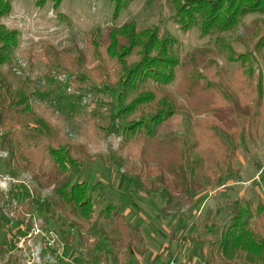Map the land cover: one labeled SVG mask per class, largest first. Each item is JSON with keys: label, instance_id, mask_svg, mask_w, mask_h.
Segmentation results:
<instances>
[{"label": "rangeland", "instance_id": "obj_1", "mask_svg": "<svg viewBox=\"0 0 264 264\" xmlns=\"http://www.w3.org/2000/svg\"><path fill=\"white\" fill-rule=\"evenodd\" d=\"M188 1L191 0H182ZM34 3L35 0H12L8 15L0 17V26L18 32L12 72L16 76L26 74L31 81L40 79L41 85L47 76L64 86L65 89L59 92L62 100L59 104H51L54 111L51 119L53 124L61 126L62 134L70 141L84 147L87 156V163L81 169L70 168L67 173L71 174L72 184L83 182L90 188L99 183L102 189L90 195L92 230L87 235L82 233V239H78L74 230L63 226L61 220L38 210L29 211L31 205L27 202L44 203L46 199L49 202L53 187L37 185L26 171L10 174L7 164L11 166L12 163L9 153L16 147L13 140L19 142L18 146L22 143L21 148L28 147L25 150L41 142L34 131L36 125L27 121L28 126L22 129L17 121L10 119L14 114H9V121L5 118V124L0 126V221L1 218L7 221L0 231V264H203L200 254L205 258V253L210 251V240L203 228L206 220L227 228L234 207L246 206L247 202L251 204V210L259 204L263 206L261 218L264 221V14L255 12L237 17L229 28L220 25L218 30L202 35L199 18H196L198 24L188 29L177 24L169 0H127L126 7L117 17L112 16V7L106 0H62L57 9H53L51 2H46L42 8ZM128 23L135 25L136 33L155 29L161 38L174 42L170 49L177 61L173 79L164 85L146 79L142 90L137 92L153 94L149 108L160 102L164 95L175 107L172 118L160 127L157 141L136 145L155 161L168 148L176 147L179 153L183 151L185 136L189 139L191 135L209 134L205 119L213 115L206 110L208 104L218 105L222 99H228L223 104L261 106V118L253 136L247 116L235 111L230 113L234 119V130L230 129V132L235 135V142L224 136L222 141L227 150L234 153L233 171L222 176L218 183L213 180L210 185L206 184L190 206L169 214L161 212L164 201L159 195L133 192L134 186L124 180V172L104 159L116 151L126 133L120 126L121 121L110 123L113 111L107 106L115 99L116 93L110 90L112 81L124 74L122 65L108 56L105 47L95 48L90 45V40L98 42L108 29ZM96 31L98 34L89 39L87 34ZM42 43L53 46L64 57L76 55V50L83 52L86 62L79 60L76 68L74 65L71 69L54 67L48 70ZM138 54V49H134L124 58L128 68L138 64L141 59ZM103 68L105 72L101 73ZM224 90L228 95L232 93L233 98L225 97ZM221 94L225 95L222 97ZM69 96L78 98L73 102L75 107L65 100ZM35 104L40 109L48 106L37 101ZM64 105L70 110L75 108L76 116L69 119V114H63L64 120L56 122L57 107ZM114 113L117 114L116 110ZM121 116L128 121L137 120L134 114L126 116L123 112ZM19 119L24 120L23 117ZM82 119L93 121V128L91 124H85L81 129L84 126ZM145 124L142 122V126ZM141 130L134 138L146 139V131ZM209 142L208 146L218 148L212 140ZM33 189L38 197L23 196L25 191L31 193ZM108 202L120 208L130 229L139 230L145 248L142 255L132 251L126 259V251L113 249L109 242L117 239L118 234L111 231L106 222L93 225ZM24 203L27 207L21 208L20 204ZM66 215L74 220L78 218L68 204H63V210L57 212V216L63 219ZM253 223L254 217H251L249 225L252 227ZM197 237L207 239L201 250L195 241ZM237 258L227 255L215 262L245 264Z\"/></svg>", "mask_w": 264, "mask_h": 264}, {"label": "trees", "instance_id": "obj_2", "mask_svg": "<svg viewBox=\"0 0 264 264\" xmlns=\"http://www.w3.org/2000/svg\"><path fill=\"white\" fill-rule=\"evenodd\" d=\"M11 1L0 0V17L8 15L11 10ZM106 1L112 7L113 17H117L127 5V0ZM169 1L173 5L177 24L179 23L182 29H188L196 26L198 24L196 18H199L202 35L210 33L211 30H218L220 25L229 28L237 17L255 12L264 14V0H191L187 3L182 0ZM46 2H51L53 9H57L62 0H35L34 4L42 8ZM134 26L133 23H128L120 27H112L108 29L104 38L99 36L100 41L90 40V45L95 48L105 47L108 56L115 58L118 65H122L124 74L112 81L110 90L116 94L115 99L107 106L110 111H113L109 117L110 123L118 124L116 121H121L119 124L126 129V133L123 134V141L116 151L104 159L106 163L124 172V180L134 186L133 192L159 195L164 201L161 212L169 214L190 206L195 195L203 191L206 184L210 185L213 180L218 183L222 176L233 171L231 161L234 160V153L229 152L227 145L222 141L224 136L227 140L235 142L236 137L230 132V129L234 130L232 126L234 119L230 113L235 111L247 116L250 134L253 136L258 119L261 118L259 113L261 106L253 108L223 104L228 99H222L218 105L208 104L206 110L213 115L205 119L208 124L206 130L209 134L207 136L191 135L189 139V136H185L183 151L179 153L176 147L168 148V151H164L162 156L155 161L152 159L153 156L147 155L143 148L138 150L136 145L143 144V142L147 145L157 141L160 127L172 118L175 107L171 102L168 103L167 96L164 95L160 102L153 103L149 108L148 105L153 102V94H137V92L142 90L146 79L163 85L169 83L173 79V69L177 61L170 52L174 42L161 38L155 29L136 33ZM95 34H98L97 31L89 32L87 36L90 39ZM17 39V31L0 26V126L5 124V118L9 121L7 120L9 114H14L15 117L11 116L10 119L17 121L22 129L28 126L25 124L27 121H31L37 127L34 131L41 143L25 150L28 147L21 148L22 143L18 146L19 142L14 139L12 143L16 147L12 149L13 151L10 150L12 163L11 166L8 163L7 167L10 174L13 171H26L37 185H51L53 189L50 201L47 202L48 199H46L44 203H39V201L30 200L27 202L31 205L28 210H38L48 214L50 218L61 220L63 226L74 230L78 239H82L84 236L82 233L87 235L91 232L89 230H92L90 229L92 225L90 223L92 213L90 195L102 189V185L96 183L88 188L83 182L72 184L71 174L67 173L68 169H81L87 163V156L84 147L70 141L65 134H62L61 126L57 123V125L53 124L54 121L51 119V116H54L51 104L52 102L57 104L62 100L63 96L59 92L65 88L47 76L43 78L44 84L41 85L40 79L31 81L26 74L16 76L12 72L14 53L18 45ZM41 46L48 70L54 67V69H71L74 65L76 68L79 67V60L86 62L83 52L76 50V55L64 57L62 52L49 44L42 43ZM134 49H138L141 59L138 64L128 68L124 58L132 54ZM63 53H65L64 50ZM101 71V73L105 72L104 68ZM72 97L69 96L65 100L71 107H75L73 102H77L78 98L73 99ZM225 97L233 98V95L232 93L226 94ZM35 101L47 104V109L38 108ZM67 106L57 107L56 122L64 120L63 114H69V119L76 116V109L70 110ZM123 112L126 116L136 115L137 120L128 121L121 116ZM21 117L24 120L21 121L19 119ZM144 121L146 124L142 126ZM82 122L84 126L81 129L90 124L91 127L93 126V121L89 119H82ZM140 128L141 131H146V139L134 138L136 134H139ZM210 140L218 148L208 146ZM30 194L37 196L38 193L33 189L31 193L25 191L23 196L26 198ZM25 204H20L21 208L27 207ZM63 204H68L78 218L74 220L67 215L63 219L58 217L57 212L63 210ZM245 205L234 207L233 217L227 228L213 221L204 222V234L210 240L208 243L210 251L205 253V258L200 254L203 264H217L215 261L219 257L227 255L238 257L237 260L245 264H264V221L261 218L263 206L259 204L251 210V204L246 202ZM110 212L111 215H109ZM251 217H254L252 227L249 225ZM100 221L106 222L111 231L118 234L117 239H111L109 242L113 249L125 250L126 259L132 251L139 256L145 252L139 230L129 228L117 205L108 202L100 210L93 225L97 226ZM6 223V219L1 218L0 231L1 226ZM189 241L193 242V239ZM195 241L200 250L204 244H207V239L197 237ZM112 257L115 256L112 255Z\"/></svg>", "mask_w": 264, "mask_h": 264}]
</instances>
